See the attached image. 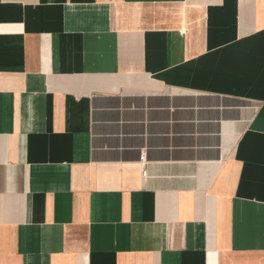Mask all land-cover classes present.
<instances>
[{"label":"crops","instance_id":"crops-1","mask_svg":"<svg viewBox=\"0 0 264 264\" xmlns=\"http://www.w3.org/2000/svg\"><path fill=\"white\" fill-rule=\"evenodd\" d=\"M0 264H264V0H0Z\"/></svg>","mask_w":264,"mask_h":264},{"label":"built area","instance_id":"built-area-1","mask_svg":"<svg viewBox=\"0 0 264 264\" xmlns=\"http://www.w3.org/2000/svg\"><path fill=\"white\" fill-rule=\"evenodd\" d=\"M145 161H146V158H145V156H142V158H141V162L144 164L145 163ZM146 172H143V176H145L146 177Z\"/></svg>","mask_w":264,"mask_h":264}]
</instances>
